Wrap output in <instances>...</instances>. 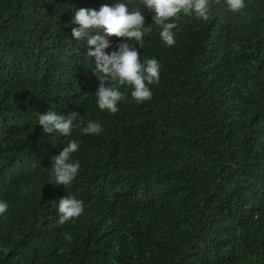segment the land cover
Returning <instances> with one entry per match:
<instances>
[{
  "label": "trees",
  "instance_id": "trees-1",
  "mask_svg": "<svg viewBox=\"0 0 264 264\" xmlns=\"http://www.w3.org/2000/svg\"><path fill=\"white\" fill-rule=\"evenodd\" d=\"M118 2L137 6L0 0V264H264V0L179 15L172 46L141 9L152 30L134 46L158 61L159 82L139 104L121 86L109 113L95 104L87 37L72 38L69 21ZM110 39L106 51L122 38ZM49 109L102 131L44 133L38 113ZM72 139L80 168L64 188L49 182L50 157ZM64 195L84 210L61 223Z\"/></svg>",
  "mask_w": 264,
  "mask_h": 264
},
{
  "label": "clouds",
  "instance_id": "clouds-1",
  "mask_svg": "<svg viewBox=\"0 0 264 264\" xmlns=\"http://www.w3.org/2000/svg\"><path fill=\"white\" fill-rule=\"evenodd\" d=\"M225 3L232 12H239L245 7V0H225ZM141 9L152 13V22L159 27L160 39L165 45L172 46L175 43L174 18L185 15L206 20L210 0H137V6L131 9L126 3L118 2L111 6L101 5L98 10L83 7L74 10L69 21L75 25L71 28V37L76 40L87 37L86 57L92 59L93 72L98 78L94 96L95 104L101 111H118V103L124 99L121 86L130 85V96L139 104L151 99L152 90L149 85L159 82L161 66L158 61L148 58L142 62L138 59V51L134 46L141 47L144 37L152 30V22L145 23L144 11ZM93 29L96 34L89 35ZM112 36L122 39L117 41L114 50L106 51L112 45ZM132 40L135 44L130 43ZM36 124L41 126L42 132L60 136H70L76 128L82 134L97 135L102 131L98 121H85L77 112L60 115L52 109L38 113ZM78 149L79 142L72 139L58 154L50 157V183L63 185L64 188L72 183L80 168V161L73 158V153ZM57 200L56 210L61 223L77 217L84 210L83 202L72 195H64ZM8 207V202L0 199V215Z\"/></svg>",
  "mask_w": 264,
  "mask_h": 264
}]
</instances>
